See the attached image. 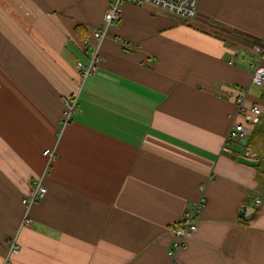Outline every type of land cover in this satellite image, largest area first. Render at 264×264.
Segmentation results:
<instances>
[{
    "label": "crops",
    "instance_id": "1",
    "mask_svg": "<svg viewBox=\"0 0 264 264\" xmlns=\"http://www.w3.org/2000/svg\"><path fill=\"white\" fill-rule=\"evenodd\" d=\"M110 3L0 0V264H171V228L202 187L179 260L264 264V97L234 56L264 42V0H199L193 20L124 3L82 83L77 65ZM244 93L262 118L247 147L225 154ZM250 148L258 167L238 162ZM46 150L56 152L47 170ZM43 176L25 226L23 200ZM245 206L256 210L247 219ZM13 238L20 251L8 256Z\"/></svg>",
    "mask_w": 264,
    "mask_h": 264
},
{
    "label": "built area",
    "instance_id": "2",
    "mask_svg": "<svg viewBox=\"0 0 264 264\" xmlns=\"http://www.w3.org/2000/svg\"><path fill=\"white\" fill-rule=\"evenodd\" d=\"M130 3L137 7L153 6L168 13L174 14L186 20H193L198 17V3L199 0H111L110 6L103 16L101 26L93 32V37L96 43L92 47L90 61L87 65L78 63L77 68L81 72L82 83L86 81L91 75L95 73L99 64L102 62L101 48L103 43L107 40L110 30L115 26L122 17V5ZM89 45V42H86ZM234 53L235 57L241 60L242 64L248 66L252 73V86L260 90L261 96L264 97V42L257 47L255 51H250L244 46H240ZM234 63V60L231 61ZM247 93L241 95L237 101L238 116L241 118L240 122H234L226 139V146L223 147L222 152L225 154H232L229 145L237 144L241 140H247L253 132V128L259 124L262 118V110L257 103L250 107L246 106ZM79 108V95L75 94L64 101V128L72 120L73 115ZM47 158L46 170L51 166L55 159V150H46L43 153ZM47 189L44 185V176L37 179L33 183V192L30 197L23 200L26 207V216L24 225H30L32 220L29 217L30 209L41 200L45 198ZM256 204L261 205L262 200L256 199ZM206 205V197L204 195V188H201V196L194 202L190 209H188L180 223L171 228V233L174 238L172 245L168 251L171 259V264H183L179 260L181 251L186 246V241L190 236L195 234L198 230L199 217ZM8 256L18 253L20 246L17 238L10 239L7 242Z\"/></svg>",
    "mask_w": 264,
    "mask_h": 264
},
{
    "label": "water",
    "instance_id": "3",
    "mask_svg": "<svg viewBox=\"0 0 264 264\" xmlns=\"http://www.w3.org/2000/svg\"><path fill=\"white\" fill-rule=\"evenodd\" d=\"M240 145L247 147L248 143L247 140H241ZM258 155L251 149H247L245 154L242 157L238 158V162L250 167H258L259 161L257 160ZM256 213L255 209H251L249 207H243L240 211V217L243 219H247L253 214Z\"/></svg>",
    "mask_w": 264,
    "mask_h": 264
},
{
    "label": "rangeland",
    "instance_id": "4",
    "mask_svg": "<svg viewBox=\"0 0 264 264\" xmlns=\"http://www.w3.org/2000/svg\"><path fill=\"white\" fill-rule=\"evenodd\" d=\"M82 82V81H81ZM80 86H81V84H80ZM78 111V110H77ZM75 114H77V112L75 113ZM74 114V115H75ZM74 115H73V117H74ZM63 120H64V115H62V119H61V121H60V123L58 124V126H57V133H56V136L57 137H59L60 135H61V133H62V131H63V129H64V126H63Z\"/></svg>",
    "mask_w": 264,
    "mask_h": 264
},
{
    "label": "trees",
    "instance_id": "5",
    "mask_svg": "<svg viewBox=\"0 0 264 264\" xmlns=\"http://www.w3.org/2000/svg\"><path fill=\"white\" fill-rule=\"evenodd\" d=\"M256 126H257V125H256ZM256 126H255V127H256ZM252 133H253V135H254V133H255L254 130H253ZM249 138H250V137H249ZM249 138H248L247 140H249ZM239 143H240V142H239ZM239 143H237V144H239ZM248 145H249V143H248ZM248 148H249V147H248ZM250 149H251V148H250ZM253 151H254V150H253ZM254 152H255V151H254ZM255 153H256V152H255Z\"/></svg>",
    "mask_w": 264,
    "mask_h": 264
},
{
    "label": "bare ground",
    "instance_id": "6",
    "mask_svg": "<svg viewBox=\"0 0 264 264\" xmlns=\"http://www.w3.org/2000/svg\"><path fill=\"white\" fill-rule=\"evenodd\" d=\"M249 95V94H248ZM249 97V96H248Z\"/></svg>",
    "mask_w": 264,
    "mask_h": 264
}]
</instances>
